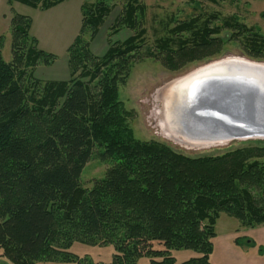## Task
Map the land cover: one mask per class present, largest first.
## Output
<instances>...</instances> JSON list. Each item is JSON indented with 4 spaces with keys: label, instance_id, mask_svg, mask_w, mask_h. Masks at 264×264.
<instances>
[{
    "label": "trees",
    "instance_id": "16d2710c",
    "mask_svg": "<svg viewBox=\"0 0 264 264\" xmlns=\"http://www.w3.org/2000/svg\"><path fill=\"white\" fill-rule=\"evenodd\" d=\"M64 1L6 4L44 12ZM109 1L82 3L80 30L66 50L68 81L34 78L37 67L52 66L56 57L38 49L31 20L12 12L10 63L0 51V257L10 264H74L80 260L69 248L79 242L111 245L109 264H178L172 252L183 250L196 257L179 264H212L220 214L241 228L264 225V147L190 159L161 143L135 140L119 90L146 46L145 10L138 0H120L108 48L97 57L90 47L112 11ZM202 16L169 19L145 55L172 72L218 59L231 43L247 58L264 60L260 29L235 17L218 26L214 16ZM124 28L131 36L110 42ZM95 148L112 164L85 190L80 177Z\"/></svg>",
    "mask_w": 264,
    "mask_h": 264
},
{
    "label": "rangeland",
    "instance_id": "374dc122",
    "mask_svg": "<svg viewBox=\"0 0 264 264\" xmlns=\"http://www.w3.org/2000/svg\"><path fill=\"white\" fill-rule=\"evenodd\" d=\"M84 1L93 0H65L62 5L50 12L33 11L28 7L13 4V9L0 0V51L6 63L12 60V35L10 20L12 12L28 16L32 23V34L40 38L39 49L57 56L55 64L49 67L39 66L33 76L37 80H44L49 76L63 79L65 49L71 45L78 34L79 28H74L80 17V7ZM144 8L143 28L146 30V46L140 50V57L136 59L128 80L119 90V100L130 114L127 119L132 137L140 142H157L171 148L175 153L190 159L216 157L225 153L249 147H264V141H232L222 145L210 147L186 146L180 141L168 138L166 125L161 109L160 90L173 80L187 75L195 69L224 58H240L253 61L244 55L242 46L231 43L226 54L210 62L189 65L186 68L172 72L165 68L157 58L145 55V49L151 48L153 40L164 34V26L169 19L175 22L187 21L189 18L203 19L214 16V25L221 26L224 20L235 17L243 25L258 28L264 35V0H138ZM112 11L91 43L90 51L97 57L105 54L108 44L107 38L110 27L121 14L123 3L120 0H110ZM172 20V21H173ZM171 22H169L170 24ZM173 24H170L172 27ZM131 36L127 29H121L111 37L110 42H122ZM54 37V39L52 38ZM228 40V32L220 36ZM155 53V52H154ZM263 63L264 60L253 61ZM68 79L64 81H68ZM46 81V80H45ZM160 96V97H159ZM166 131V132H165ZM111 162L99 159V150L95 148L91 159L87 162L80 177V185L85 190L92 188L93 182L103 178ZM237 239V242H236ZM212 253L209 260L212 264H264V225L254 229L241 228L239 222L225 214H220L215 225V237L212 241ZM156 250H163L161 244L153 243ZM240 247L248 250L244 252ZM69 253L76 256L84 264H109L112 261L114 249L111 245L88 246L74 242ZM172 257L176 263L184 262L196 257L191 251H173ZM79 263L74 264H82ZM0 264H10L0 257ZM37 264H59L38 262ZM137 264H149L147 259H141Z\"/></svg>",
    "mask_w": 264,
    "mask_h": 264
},
{
    "label": "water",
    "instance_id": "95a60500",
    "mask_svg": "<svg viewBox=\"0 0 264 264\" xmlns=\"http://www.w3.org/2000/svg\"><path fill=\"white\" fill-rule=\"evenodd\" d=\"M190 87L177 115L176 140L210 147L232 141H264V64L224 58L173 80L162 95ZM171 131L169 122L163 118Z\"/></svg>",
    "mask_w": 264,
    "mask_h": 264
},
{
    "label": "bare ground",
    "instance_id": "6f19581e",
    "mask_svg": "<svg viewBox=\"0 0 264 264\" xmlns=\"http://www.w3.org/2000/svg\"><path fill=\"white\" fill-rule=\"evenodd\" d=\"M189 88L186 87L180 90L179 92H175V94L171 92V93H167L166 95H162V101L165 102V111H163L162 109L163 118H165L167 122H169L168 124H170V128H172V133H171V131L166 127V131L169 133L168 138L176 140V137H174L175 130L173 129L176 128V125H177L176 122H177V115H178L179 108L183 104L184 99H186L187 96L190 95L191 89ZM176 141H179V140H176Z\"/></svg>",
    "mask_w": 264,
    "mask_h": 264
},
{
    "label": "crops",
    "instance_id": "0c3cea01",
    "mask_svg": "<svg viewBox=\"0 0 264 264\" xmlns=\"http://www.w3.org/2000/svg\"><path fill=\"white\" fill-rule=\"evenodd\" d=\"M60 5H62V4H60ZM59 5V6H60ZM59 6H57V7H59ZM57 7H55V8H57ZM55 8H52V9H50V10H48V11H44V12H50L51 10H54ZM30 10H33V11H37V10H34V9H31V8H29ZM24 16V15H23ZM26 17H28V16H26ZM32 23H31V28H30V35L33 37V38H35L36 39V41H37V43H38V49H39V46H40V38L38 37V36H35L34 34H32ZM75 27L74 28H79L78 29V31L80 30V26H81V12H80V17L77 19V23H76V25H74ZM78 35V34H77ZM76 35V36H77ZM53 39H54V37H52ZM96 38V37H95ZM75 39V38H74ZM69 47V46H68ZM67 47V48H68ZM67 48L65 49V52H66V50H67ZM39 50H41V51H43L42 49H39ZM43 52H45V51H43ZM45 53H47V52H45ZM51 54V53H50ZM56 58H57V56H55ZM55 62H56V60H55ZM55 62H54V64H55ZM53 64V65H54ZM52 65V66H53ZM63 65H64V67H65V69H64V72H66L67 74H66V77H64L63 79H59V78H56L55 76H49V75H47L45 78H44V80H46V81H64V80H66V79H68L69 78V76H68V70H67V58H66V54H65V57H64V63H63ZM51 66V67H52ZM51 67H49V68H51ZM244 252H247L248 250H246V249H244V247H240Z\"/></svg>",
    "mask_w": 264,
    "mask_h": 264
}]
</instances>
